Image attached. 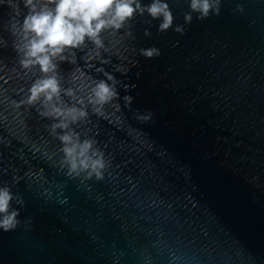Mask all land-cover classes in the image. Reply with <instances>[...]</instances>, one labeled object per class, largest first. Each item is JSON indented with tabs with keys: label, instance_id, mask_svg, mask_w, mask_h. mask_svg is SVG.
Returning a JSON list of instances; mask_svg holds the SVG:
<instances>
[{
	"label": "water",
	"instance_id": "1",
	"mask_svg": "<svg viewBox=\"0 0 264 264\" xmlns=\"http://www.w3.org/2000/svg\"><path fill=\"white\" fill-rule=\"evenodd\" d=\"M0 264H264V0H0Z\"/></svg>",
	"mask_w": 264,
	"mask_h": 264
}]
</instances>
